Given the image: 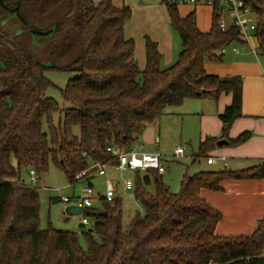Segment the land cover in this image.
I'll list each match as a JSON object with an SVG mask.
<instances>
[{
    "label": "trees",
    "instance_id": "obj_1",
    "mask_svg": "<svg viewBox=\"0 0 264 264\" xmlns=\"http://www.w3.org/2000/svg\"><path fill=\"white\" fill-rule=\"evenodd\" d=\"M242 1L257 19L255 37L264 53V0ZM162 3L182 51L163 69L158 45L146 38L140 70L135 42L125 36L130 8L112 0H0V264H264V219L252 236H219L223 215L201 197L202 190L221 192L227 180H263L264 161L238 172L186 176L178 194L157 172H137L134 197L143 216L124 226L122 198H101L102 210H83L92 223L84 232L87 250L77 233L40 228L39 192L20 180L21 168L41 177L53 161L71 186L88 183L76 178L90 165L116 166L108 148L132 147L168 109L205 95L232 97L219 116L220 139L232 147L249 141L246 132L227 138L243 117L242 77L222 78L206 69L223 62L224 48L245 45L235 27L221 31L220 1L205 33L195 12L181 16L178 0ZM48 71L77 75L62 91L69 109L47 96ZM55 114H63V126L54 125ZM218 141L207 138L200 153L208 154Z\"/></svg>",
    "mask_w": 264,
    "mask_h": 264
},
{
    "label": "rangeland",
    "instance_id": "obj_2",
    "mask_svg": "<svg viewBox=\"0 0 264 264\" xmlns=\"http://www.w3.org/2000/svg\"><path fill=\"white\" fill-rule=\"evenodd\" d=\"M112 2L116 5H120V8L126 6L125 0H112ZM190 6L192 5H179V13L181 14L185 11V8H190ZM212 9L213 8L211 6H207V10L204 11L207 12V17L210 16ZM189 11H191V8ZM228 11V8H223L222 22L230 25L231 19ZM205 17L203 16L204 19ZM12 23L16 24L13 20ZM241 42L245 45L240 46L236 44L230 46L227 49L222 63L208 64V73L222 78L239 76L243 78L245 83L247 75L249 77V86H252L250 77H253L254 74L251 72V68L259 75L264 74V53L254 52V50H259V43L256 37L250 38L247 45L243 40H241ZM235 47L239 50L238 53H234L232 51V49ZM136 59L137 57L135 60ZM142 59H145V55L143 54ZM136 62L138 64V60H136ZM163 69H167V67ZM45 76L47 80L52 83V86L48 88L47 96L54 99L63 110L69 109L70 105L64 100L62 91L65 90L68 82L74 79L77 75L73 73L48 71L46 72ZM225 100H228V96L226 95L220 96L219 99H215L212 95H205L202 99L187 100L181 107L170 108L161 118V120L158 121L156 125L151 127V131L147 133L149 141L153 140L154 142L156 137H158L161 141L160 145L158 146V151L163 156V160L167 169L165 174L162 175V181L172 193L178 194L180 192L181 182L186 176H194L200 173L221 172L224 171L223 168L226 167V163L229 167L227 170L230 171V169H232V162L238 157L234 156V154L226 153V150H237L243 147L241 155L246 156V154H249V152H246V144H242L244 146L239 145L236 147L228 146L227 144L224 146L218 145L221 141H226L220 139L224 135L223 125L220 132L221 134L216 137L219 139L217 147L213 148L208 154L202 155L200 153V147L202 143L200 141L202 125L207 129L208 125L211 124V121L213 123L214 120L220 124L219 115L221 112H223V110H225ZM203 111H208L212 116V119H203V116H201ZM63 118V114H55L53 117L54 125L56 127H59L60 125L63 126ZM242 118L239 120H242L244 124L241 125L242 123H237V125L235 122L232 128L228 131V139L233 140L245 132L250 133V139L253 137L252 131H246V121ZM235 126L236 129L234 130ZM158 128L160 129V132L158 131ZM206 131L207 130H205V132ZM76 133L78 134L79 130H76ZM47 134H49L48 128ZM145 134L146 130L139 137V144L143 143ZM177 148L184 149L185 154L183 157L175 156V151ZM222 150L225 152L220 153ZM242 159L246 163L245 158ZM30 171V169L21 168L20 180L26 186L36 188L39 192L41 202L40 228L42 230H46L49 227H52L55 230L61 232L77 233L82 248L87 250L88 244L84 235V232L87 230L81 226L83 217L82 214L69 217L65 213V210L71 204L64 203L61 201V199H71L73 196L79 195L81 189L88 186V183L82 181L78 182L74 186H71L65 174L59 168H57L53 161L50 162L48 173L42 175L41 177H37L38 182L36 184H34L31 180ZM137 175L138 174L136 173L121 174L114 170H109L106 177H98L91 181L95 192L100 193L101 195H105L106 193L107 180L115 181L116 188L119 191L117 195L123 200L124 226H127L131 219L136 217L138 213L141 216L144 214V207L136 201L134 197V190L128 192L123 190V181L132 180L135 186ZM144 175L145 173H141L140 177H143ZM147 190L152 194L155 192L154 186L147 187ZM94 209L102 210L103 204L101 202L95 204Z\"/></svg>",
    "mask_w": 264,
    "mask_h": 264
},
{
    "label": "crops",
    "instance_id": "obj_3",
    "mask_svg": "<svg viewBox=\"0 0 264 264\" xmlns=\"http://www.w3.org/2000/svg\"><path fill=\"white\" fill-rule=\"evenodd\" d=\"M94 1L99 2L101 0ZM125 1V5L133 12L132 20H130L125 26V36L127 39H132L135 42V58L137 57L136 60H138L139 69L143 70L146 66V56L145 59H142V54L145 55L146 38H149L158 45L159 51L162 54V68L173 66L179 59V55L182 51V43L180 37L170 25L168 12L166 6L162 3V0ZM114 5L116 7L120 6L118 4ZM190 8L191 11L196 13V22L199 30L204 33L210 31L212 26L213 10H211L210 16L207 17V12H204L207 10L206 5L193 6V8L190 6ZM190 8H185V11L181 13V16L186 17L193 13L189 11ZM203 16H206L205 19ZM208 68L209 66L207 65V72ZM251 72L254 74L253 77H250L252 86H249V77L247 75L246 83L243 80L242 119L246 121V131H252L253 137L245 143L246 152H249L246 156L241 155V151L243 149L242 146L244 145L241 146L242 148L237 150H226V153L234 154V156L238 157L232 162V169H230L232 172L253 168L264 161V74L259 75L256 71H253L252 68ZM226 96H228V100H225V108L230 105L232 100L230 95ZM223 112H221V114ZM201 116H203V119H212V116L208 111H203ZM235 122L236 124H244V122L239 119ZM157 123L158 122L149 125L145 129L146 134L141 145L144 150L149 153L159 152L158 146L161 142L160 139L156 137L153 142V140L149 141L147 136V133L151 131V127ZM219 123L220 124H218L215 120L213 123L211 121V124L208 125L207 129L201 124L202 133L200 135V141L203 142L208 137H218L221 134L220 132L222 128L221 121ZM235 129L236 126L234 127V130ZM205 130L207 131L205 132ZM158 131L160 132L159 128ZM157 138L159 139L158 144L156 143ZM223 152L225 151H220V153ZM242 158H245L246 163ZM225 166L226 167L223 168L224 171H229L227 170V168H229L227 163ZM109 170L112 171L113 169H108V172ZM96 178L98 177H92L89 179L88 183L93 185L91 181ZM123 190L127 191L124 186ZM118 193L119 191L117 189V197ZM201 197L208 202L210 206L220 211L223 215L222 221L216 228V234L219 236H252L257 229L259 221L264 219V179L227 180L223 183V190L221 192L202 190Z\"/></svg>",
    "mask_w": 264,
    "mask_h": 264
},
{
    "label": "built area",
    "instance_id": "obj_4",
    "mask_svg": "<svg viewBox=\"0 0 264 264\" xmlns=\"http://www.w3.org/2000/svg\"><path fill=\"white\" fill-rule=\"evenodd\" d=\"M221 7V14L223 16V8L229 9V15L231 19V24L227 25L224 22L220 23V29L222 32L227 31L230 26L237 29L240 39L246 43L249 39L255 37L257 30V19L251 10L245 5L242 0H219ZM179 5H206L213 7L215 0H178ZM228 48H224L221 54H225ZM234 53H238L239 50L235 47L232 49ZM255 53L260 52L259 50H254ZM156 143H159V139H156ZM108 153L111 154L113 159L116 161V166L109 168L102 164H92L83 173L79 174L76 178L77 181L89 180L96 176L99 178H104L107 176L108 169H113L121 174L130 173H149L157 172L159 175L164 174L167 169L163 161V156L159 152L149 153L144 150L143 146L139 143L133 145L130 148L122 147H110L108 148ZM185 151L183 148H177L175 151V156L183 157ZM31 180L34 184L38 182L35 170L30 171ZM123 185L127 191L134 190V183L132 180L123 181ZM117 193L116 183L114 180L107 181V189L105 195L96 193L93 186L88 183V186L81 189L80 194L73 196V198H62L61 201L70 206L79 207L82 209V223L81 226L89 231L92 228L91 221L83 215V210L92 209L95 204L104 198L107 202L111 203L115 200ZM92 236H95L93 233ZM259 258L264 259V250ZM251 258H248L249 261ZM213 264V263H210Z\"/></svg>",
    "mask_w": 264,
    "mask_h": 264
},
{
    "label": "water",
    "instance_id": "obj_5",
    "mask_svg": "<svg viewBox=\"0 0 264 264\" xmlns=\"http://www.w3.org/2000/svg\"><path fill=\"white\" fill-rule=\"evenodd\" d=\"M227 142L226 141H221L218 145L219 146H224L226 145ZM65 213L69 216H78L82 214V209L79 207H75V206H69L68 208H66Z\"/></svg>",
    "mask_w": 264,
    "mask_h": 264
}]
</instances>
